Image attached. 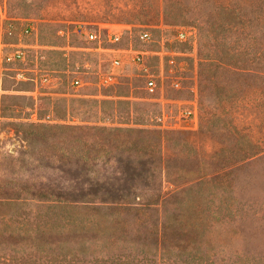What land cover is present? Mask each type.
Wrapping results in <instances>:
<instances>
[{
	"label": "rangeland",
	"instance_id": "rangeland-1",
	"mask_svg": "<svg viewBox=\"0 0 264 264\" xmlns=\"http://www.w3.org/2000/svg\"><path fill=\"white\" fill-rule=\"evenodd\" d=\"M5 20L17 35L32 27V48L0 68V167L5 179L69 194L57 210L68 226L50 239L61 259L264 264V0H0V33ZM125 26L132 34L115 45L102 31L103 47L133 45L144 65L101 86L115 54L82 32ZM182 28L195 29L196 48L177 39ZM194 98L196 130L161 128L162 114L171 123ZM23 198L0 212L7 236L29 212L47 213L46 201ZM14 238L7 245L27 257Z\"/></svg>",
	"mask_w": 264,
	"mask_h": 264
},
{
	"label": "built area",
	"instance_id": "built-area-1",
	"mask_svg": "<svg viewBox=\"0 0 264 264\" xmlns=\"http://www.w3.org/2000/svg\"><path fill=\"white\" fill-rule=\"evenodd\" d=\"M8 23V24H7ZM131 27L125 26L124 28H119L112 30L110 27L100 28L98 31H83L85 39L94 43L96 47L94 50L98 52H110L115 54L111 59L110 69L107 75H103L100 78V85L104 87H109L117 84L118 79L121 77L122 73L128 66L135 65H144V58L146 53L137 51L133 48V45L127 50L119 49H108L103 47L105 39L112 44H119L123 38L124 33H131ZM16 28L13 25V22L10 20H5L1 25V43H0V68L4 64H14L17 62H26L27 54L32 48L29 44L23 43V38L25 36H30L32 32V27L24 26L22 31L17 35L15 34ZM102 31L105 32L104 37L102 36ZM16 35L17 42L13 44L2 43L4 37H13ZM197 34L194 28H182L177 32V39L181 43L192 44L196 48ZM139 39L142 42L151 41V34L148 31H141L139 33ZM9 48V51L5 50ZM36 84L38 79L33 80ZM41 82L45 85L50 83L48 75L43 76ZM73 86L77 89L83 86V83L80 80L73 81ZM173 87L180 89V82L175 80L173 82ZM146 90L150 95H155L158 91V83L156 77L148 74L146 78ZM199 119V110L197 99L189 100L183 103H180L176 115L173 117L172 122L167 121L165 114L158 119L161 123V128L166 130H180V131H194L198 127Z\"/></svg>",
	"mask_w": 264,
	"mask_h": 264
},
{
	"label": "trees",
	"instance_id": "trees-1",
	"mask_svg": "<svg viewBox=\"0 0 264 264\" xmlns=\"http://www.w3.org/2000/svg\"><path fill=\"white\" fill-rule=\"evenodd\" d=\"M39 130L46 129L39 126ZM3 167H0V212L5 206L28 204L29 199L21 196H31V199L49 203L47 213L32 214L29 212L20 222L16 230V242L30 245L31 252L27 257L19 256L14 249L7 245L14 238L8 233L6 223L0 214V264H72L71 260H63L51 247V236L58 228H66L63 220L59 219L57 210H61L69 201V194L55 187L44 190L40 184L19 182L3 178ZM27 206V205H26ZM65 225V226H64ZM14 238V240H15ZM37 255V256H36Z\"/></svg>",
	"mask_w": 264,
	"mask_h": 264
}]
</instances>
